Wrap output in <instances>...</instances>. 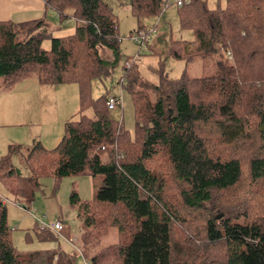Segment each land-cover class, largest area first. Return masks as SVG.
<instances>
[{
    "label": "trees",
    "instance_id": "obj_1",
    "mask_svg": "<svg viewBox=\"0 0 264 264\" xmlns=\"http://www.w3.org/2000/svg\"><path fill=\"white\" fill-rule=\"evenodd\" d=\"M128 1L141 22L159 17L166 0ZM223 1L175 6L179 28L193 38L167 46L176 60L213 57V74L167 79L160 69L159 82L146 86L136 62L124 64L120 83L134 105L132 134L111 118L112 95L94 99L91 92V81L104 80L123 57L106 0H43L59 24L75 21L67 34L47 19L0 22V85L35 75L40 84L75 83L79 90V109L56 147L7 146L2 190L25 210L42 178L102 176L92 199L70 197L86 264H264V0ZM4 199L0 264H74L59 243L18 251ZM112 228L116 243L99 247ZM62 229L38 230L57 241Z\"/></svg>",
    "mask_w": 264,
    "mask_h": 264
},
{
    "label": "rangeland",
    "instance_id": "obj_2",
    "mask_svg": "<svg viewBox=\"0 0 264 264\" xmlns=\"http://www.w3.org/2000/svg\"><path fill=\"white\" fill-rule=\"evenodd\" d=\"M106 2L117 20L120 38L119 52L123 57L112 67L110 74L104 80L95 79L91 81V92L94 99L104 93L120 99V103L116 105L114 110L110 111L111 118L122 122L124 128L132 134L135 130L134 105L130 95L120 83L126 60L131 61L139 55L140 60L136 61V64L146 86L156 85L159 82L160 69L161 75L167 79H176L181 75L188 78L211 75L215 72L216 60L213 57L204 59L197 57L191 62H187L173 59L167 55V46L170 40L190 41L193 38L191 31L179 28L176 8L174 4H171L172 0H169L168 3L170 4L162 10L159 17L145 18L141 22H138L132 15L128 0H106ZM215 2L222 6L224 1L207 0L208 6H214ZM55 17V13L47 10L46 19L51 29L60 28L59 30L63 29V34H67L71 33L69 29L75 28L73 19H67L59 24ZM139 26L147 28L155 26L158 29L157 35H152L151 39L144 45L146 52H142V48L131 37ZM49 44V42L46 43L48 46ZM100 55L104 59H109L111 52L102 49ZM29 79L37 80L35 75H31L14 83L11 87L8 86L9 89L0 85L3 91L8 90V94L3 96L4 100L1 102L18 110L14 116H2L0 141H14L9 143L19 144L24 149L31 148L38 141L42 142V145L47 149H53L64 134V124L79 109L78 86L75 83L49 84L46 99L42 100L45 97L42 92L38 95L40 103L37 104L35 97H28L24 91L15 87L16 84L23 81L24 85ZM36 80L30 81L29 87H31V82L39 85ZM34 94H36L35 91ZM10 135L16 138L13 139ZM32 139L36 140L33 142ZM5 150L6 148H1L0 157L5 154ZM102 182V176L90 175L65 177L59 182L48 177L42 178L40 181L41 190L35 194L32 203L26 205L25 210L5 195L0 184V196L2 199L6 198L5 207L8 223L14 229L12 231L14 247L18 251H44L54 248V243H60L61 249L65 253L71 254L74 264H86L78 248L82 231L81 221L77 217L76 209L70 203V197L72 193H75L81 200H90L102 186ZM40 221L47 224L56 221L61 222L63 229L60 237L56 238L57 241L41 239L46 233L43 235L37 230V224ZM117 237V230L115 228L110 229L109 233L101 239L99 247L115 244Z\"/></svg>",
    "mask_w": 264,
    "mask_h": 264
},
{
    "label": "crops",
    "instance_id": "obj_3",
    "mask_svg": "<svg viewBox=\"0 0 264 264\" xmlns=\"http://www.w3.org/2000/svg\"><path fill=\"white\" fill-rule=\"evenodd\" d=\"M46 14H47V10L44 7L43 0H0V22L10 21L14 24L29 23V22H33L36 20H40V19H46ZM48 17L51 18L50 15H48ZM57 29H59V28H54L55 31H58ZM72 29L73 28L69 29V31H71ZM58 32L63 33V29L59 30ZM34 80H36V79H34ZM34 80L29 79L27 81V83H25L24 85H23V83H24V81H23L20 84H16L15 87L20 91H24L28 97H35L37 104H39L40 103V97H38V95L42 94V92H43L45 94V97L42 100H45L47 97V93L49 92V90L47 88V86H49V84L48 85L40 84L36 80L39 83V85L35 84V82H31V84H30L31 87H29V82L34 81ZM10 87H8V89ZM34 91L37 95L34 94ZM5 94H8V90L3 91L0 88V120H1L3 115H5L7 117H11V116H14V114L18 113V110H15L13 107H8L5 103L1 102L4 100L3 96ZM10 136L13 139L16 138L13 135H10ZM35 140L36 139H32L33 142ZM9 142H14V141H6V142L0 141V150H1V148H6V150H7V146L14 145V144L9 143ZM40 143L42 144V142H40ZM15 145H19V144H15ZM6 150H5V153H6ZM3 155H1V156H3ZM5 201L6 200L4 199V202ZM41 239H49V236H47L45 234L44 236L41 237ZM54 244H55V246L58 245V243H54ZM54 244H53V246H54ZM60 250L63 251L61 249V246H60Z\"/></svg>",
    "mask_w": 264,
    "mask_h": 264
},
{
    "label": "built area",
    "instance_id": "obj_4",
    "mask_svg": "<svg viewBox=\"0 0 264 264\" xmlns=\"http://www.w3.org/2000/svg\"><path fill=\"white\" fill-rule=\"evenodd\" d=\"M190 0H172L171 4H174V6L176 7H180L183 4L188 3ZM169 0H166L165 3L163 4V9H165L168 4ZM157 27L153 26L151 28H148V30H144V29H140L138 28L136 31H134L131 35L133 41L139 45V47L142 48V52H146V48L144 47V45L146 44L147 41L150 40L152 35H157ZM227 56H229V54H227ZM139 55H137L136 57H134L131 61L126 62V67L129 68L131 66L132 63L139 61ZM120 103V99L115 97V96H109L108 100H107V108L108 110H114L116 105ZM37 228L40 231H52V232H57L61 229V223L60 221H56L54 223H45L40 221L37 224Z\"/></svg>",
    "mask_w": 264,
    "mask_h": 264
}]
</instances>
